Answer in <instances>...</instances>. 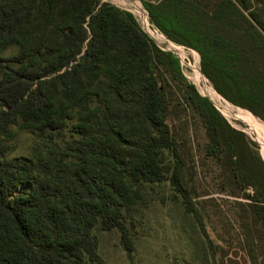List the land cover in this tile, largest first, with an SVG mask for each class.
Returning <instances> with one entry per match:
<instances>
[{
	"label": "trees",
	"instance_id": "obj_1",
	"mask_svg": "<svg viewBox=\"0 0 264 264\" xmlns=\"http://www.w3.org/2000/svg\"><path fill=\"white\" fill-rule=\"evenodd\" d=\"M144 6L167 38L200 52L219 92L264 100V76H249L253 53H264V0ZM169 69L205 124L206 154L221 159L215 109L198 103L179 57L159 48L133 13L101 0H0V264H98L95 229L118 231L130 256L137 215L164 183L206 233L197 185L168 123L169 86L160 79ZM14 127L33 136L30 156L8 155ZM236 134L225 157L239 190L254 191L244 226L264 244V162ZM240 151L253 166L241 164Z\"/></svg>",
	"mask_w": 264,
	"mask_h": 264
},
{
	"label": "rangeland",
	"instance_id": "obj_2",
	"mask_svg": "<svg viewBox=\"0 0 264 264\" xmlns=\"http://www.w3.org/2000/svg\"><path fill=\"white\" fill-rule=\"evenodd\" d=\"M136 1L141 5L147 1L153 2V0ZM115 2L121 3L117 0ZM133 5L132 9L137 13L136 6L139 4L131 2V6ZM142 7L140 6L141 19L150 33V35L147 33L149 37L159 48L171 51L179 57L181 76L186 83L193 85L199 96L203 98V101H198V103L204 105L207 102L217 112L215 115L221 127L223 152L220 156L221 159H215L206 154L207 130L197 113V107L190 101L187 102L179 92L177 86L181 87L180 75L178 73L174 75L175 73L170 69L163 70L165 81L164 79H160V81L169 86L166 88L169 99L168 123L178 140L179 149L184 157L188 169L187 177L197 185L202 201L200 212L206 233L194 219H191L190 215L186 214L183 207L174 201L175 196L169 184L156 185V193L153 197L155 202L150 203L142 216L137 215L139 225L136 229L135 251L132 255L129 256L123 248L118 231L95 229L100 257L98 264H264L263 242L256 232H250L249 236L247 234L249 229L244 226L247 222L246 216H251L247 206L250 201L247 195H252L254 191L250 188L246 189L245 192L239 190L240 187L236 186V180L231 174V168L225 157L230 159L229 144L236 145L240 142L236 134L239 132L247 142L248 148L254 151L264 162L261 142L249 133L246 123L234 116L238 110H241L264 123V100L259 103L256 102V104L247 103L249 98L237 88L232 89L231 92L242 98L239 102L233 101L219 92L203 71L200 52L192 46L176 43V41L167 38L148 19ZM136 18L139 20L138 16ZM150 23L155 26L153 29ZM139 25L142 27L140 22ZM175 46L184 51V54L181 55ZM16 51L17 48L13 47L5 50L3 55L10 56ZM253 54L254 57L258 58V62H251V67L254 70L249 72V76L258 82L259 75L264 76V53ZM195 63L220 101L225 105L233 106L226 109V113L220 110L196 82L191 67V64ZM217 73L220 75L218 69ZM230 96L232 95L230 94ZM232 97L235 99L234 96ZM187 98L189 100V94ZM245 103L256 111L247 105L245 106ZM14 131L16 137L8 142V155L10 157L30 156L35 144L33 136L28 131L19 130L17 127H14ZM240 154L241 164L244 163L248 167L254 165L250 159L247 160V153L240 151ZM232 157L235 161L234 155ZM162 200H164L163 203ZM238 202L241 203L240 207L247 209V211H242ZM205 234L211 239L210 248ZM246 240L250 246L246 245Z\"/></svg>",
	"mask_w": 264,
	"mask_h": 264
},
{
	"label": "bare ground",
	"instance_id": "obj_3",
	"mask_svg": "<svg viewBox=\"0 0 264 264\" xmlns=\"http://www.w3.org/2000/svg\"><path fill=\"white\" fill-rule=\"evenodd\" d=\"M136 8H137V14L141 16L142 12H141L140 6L138 5L136 6ZM172 47L174 46L172 45ZM175 47H176V50L180 52L181 55L184 54V51L179 50L177 46ZM191 67L193 69L194 78L196 82L198 83V85L201 87L203 92L206 93V95H208L214 101V103L220 108V110L226 113L225 112L226 109L233 107L231 105H225L220 101L219 97L214 92L213 88L208 85L205 77L200 72L199 67L196 65V63L191 64ZM234 116L240 119L241 121H243L244 123H246L249 133L253 135L254 137H256L261 142L262 156L264 157V123L261 122L259 119L255 118V116L246 114L241 110H238V113Z\"/></svg>",
	"mask_w": 264,
	"mask_h": 264
},
{
	"label": "built area",
	"instance_id": "obj_4",
	"mask_svg": "<svg viewBox=\"0 0 264 264\" xmlns=\"http://www.w3.org/2000/svg\"><path fill=\"white\" fill-rule=\"evenodd\" d=\"M102 2H109V3H112V4H114V5H116L117 7H119V8H121V9H124V10H127V11H130L131 13H133V15L135 16V18H136V16H138L139 17V20H138V18H136V20L138 21V23L140 22L141 23V25H142V28L144 29V31L147 33H149V31L147 30V28L144 26V24H143V22H142V19H141V16L139 15V14H137L132 8L134 7V5L133 6H131V2H133V3H138L141 7H142V5L138 2V1H136V0H117V1H119V2H121L120 4L118 3V2H115L116 0H113V1H110V0H101ZM123 2V3H122ZM128 4H129V6H128ZM143 7H144V5H143ZM142 7V9H143V11L146 13V15H147V17H148V19H149V15H148V11L146 10V8L144 7L143 8ZM150 20V19H149ZM150 22V21H149ZM151 24V27H152V29H153V27H155L154 25H152V23H150ZM150 34V33H149Z\"/></svg>",
	"mask_w": 264,
	"mask_h": 264
},
{
	"label": "water",
	"instance_id": "obj_5",
	"mask_svg": "<svg viewBox=\"0 0 264 264\" xmlns=\"http://www.w3.org/2000/svg\"><path fill=\"white\" fill-rule=\"evenodd\" d=\"M146 31V30H145ZM148 33V32H147ZM150 35V34H149Z\"/></svg>",
	"mask_w": 264,
	"mask_h": 264
}]
</instances>
